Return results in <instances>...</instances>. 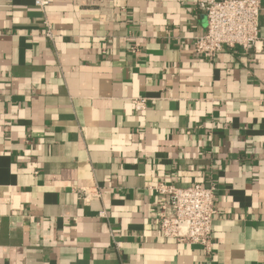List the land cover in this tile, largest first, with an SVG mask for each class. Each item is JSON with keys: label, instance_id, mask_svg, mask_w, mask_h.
Segmentation results:
<instances>
[{"label": "crops", "instance_id": "crops-1", "mask_svg": "<svg viewBox=\"0 0 264 264\" xmlns=\"http://www.w3.org/2000/svg\"><path fill=\"white\" fill-rule=\"evenodd\" d=\"M261 3L209 58L196 0H0V264H264ZM159 181L215 187L213 254L161 235Z\"/></svg>", "mask_w": 264, "mask_h": 264}, {"label": "built area", "instance_id": "built-area-1", "mask_svg": "<svg viewBox=\"0 0 264 264\" xmlns=\"http://www.w3.org/2000/svg\"><path fill=\"white\" fill-rule=\"evenodd\" d=\"M44 9L49 0H35ZM207 18L206 32L194 41V51L213 58L226 48L250 50L260 41L261 0H196ZM45 35L53 39L52 24L45 20ZM264 40V39H263ZM137 110L146 108L145 99L134 101ZM158 195V229L165 238L191 243L209 255L215 249L213 226L217 215L214 186L195 183L185 187L159 181L149 186ZM83 203L100 199L98 185L78 189ZM100 216L105 215L101 211Z\"/></svg>", "mask_w": 264, "mask_h": 264}]
</instances>
